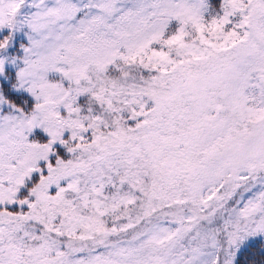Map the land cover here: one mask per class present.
<instances>
[{
  "label": "snow or ice",
  "instance_id": "snow-or-ice-1",
  "mask_svg": "<svg viewBox=\"0 0 264 264\" xmlns=\"http://www.w3.org/2000/svg\"><path fill=\"white\" fill-rule=\"evenodd\" d=\"M0 264H264V0H0Z\"/></svg>",
  "mask_w": 264,
  "mask_h": 264
}]
</instances>
